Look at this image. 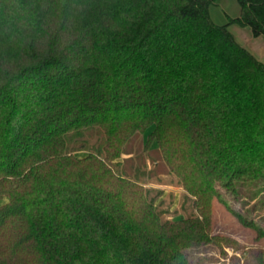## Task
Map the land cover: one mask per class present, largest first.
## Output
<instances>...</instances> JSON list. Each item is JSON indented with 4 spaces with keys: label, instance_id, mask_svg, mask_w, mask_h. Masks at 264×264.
<instances>
[{
    "label": "trees",
    "instance_id": "1",
    "mask_svg": "<svg viewBox=\"0 0 264 264\" xmlns=\"http://www.w3.org/2000/svg\"><path fill=\"white\" fill-rule=\"evenodd\" d=\"M237 1L0 0V264H194L236 243L215 199L264 238V62L228 28L264 36V0ZM144 153L196 215L162 219Z\"/></svg>",
    "mask_w": 264,
    "mask_h": 264
},
{
    "label": "rangeland",
    "instance_id": "2",
    "mask_svg": "<svg viewBox=\"0 0 264 264\" xmlns=\"http://www.w3.org/2000/svg\"><path fill=\"white\" fill-rule=\"evenodd\" d=\"M209 12L216 24L224 25L230 21V18L240 15L241 7L237 0H216L210 6ZM228 28L236 41L244 47L251 48L250 44L254 42L253 39L259 37L254 36L250 26L231 23ZM245 30L249 31V35L246 34ZM262 54L264 55V52ZM150 130L151 128L147 133ZM147 133L140 136V141L147 139ZM151 147L157 148V142L153 141ZM139 150L141 151V149ZM143 156L146 160L141 168L145 174H141L139 180L147 186L149 197L155 200L158 210L162 212V219L170 221L173 218L181 217V215L186 217L196 215L193 198L183 190L178 179L165 171L156 170L155 158L149 157L148 153H144ZM226 199L230 205L233 204L230 198ZM235 207L248 212L247 206L243 204ZM212 209L213 233L228 236L234 239L236 243L224 244L222 247L207 245L192 249L189 251L191 262L194 264H259L261 259L264 261V238L257 239L256 232L242 225L228 208L217 199L213 201ZM259 223L264 226V221L260 220Z\"/></svg>",
    "mask_w": 264,
    "mask_h": 264
},
{
    "label": "crops",
    "instance_id": "3",
    "mask_svg": "<svg viewBox=\"0 0 264 264\" xmlns=\"http://www.w3.org/2000/svg\"><path fill=\"white\" fill-rule=\"evenodd\" d=\"M245 31H246V34L249 35V31L248 30H245ZM261 37H264V36L261 35L258 38H254V39L252 38L254 42L250 44L251 48H249L248 46L246 48L249 49L258 59L264 62V55L262 54V52H264V38H261Z\"/></svg>",
    "mask_w": 264,
    "mask_h": 264
}]
</instances>
